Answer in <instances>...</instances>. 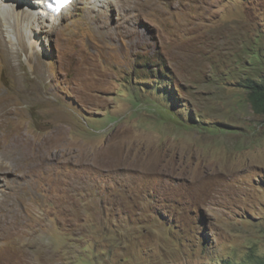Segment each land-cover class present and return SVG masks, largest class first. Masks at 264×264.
Here are the masks:
<instances>
[{
  "label": "rangeland",
  "instance_id": "rangeland-1",
  "mask_svg": "<svg viewBox=\"0 0 264 264\" xmlns=\"http://www.w3.org/2000/svg\"><path fill=\"white\" fill-rule=\"evenodd\" d=\"M43 14L0 23V264H264V0Z\"/></svg>",
  "mask_w": 264,
  "mask_h": 264
},
{
  "label": "bare ground",
  "instance_id": "bare-ground-1",
  "mask_svg": "<svg viewBox=\"0 0 264 264\" xmlns=\"http://www.w3.org/2000/svg\"><path fill=\"white\" fill-rule=\"evenodd\" d=\"M75 1V0H74ZM74 1L73 2H71V4L68 6V7H66V8H64V10H66L67 8H70V7H72L73 5H74ZM27 2V3H26ZM22 3H24V6H26V8L27 7H29L30 8V10H31V12H29L26 8H23L22 10H20V8H18L20 5L22 6ZM43 5H44V3H43V1L42 0H0V17H2V20L4 19V21H2L1 19H0V23H1V26L4 28V26H12L11 28H13L14 29V31L17 33V36H18V39L19 40H21V38H23V34H22V31H21V29H19V27H21V21L24 19V18H28V17H31V19H32V17L34 16L35 18H41V20H42V18L44 19V17L46 16H43L44 14H43V12L45 13V11H44V8H43ZM63 12V11H62ZM62 12L60 13V14H62ZM32 13H33V16H32ZM35 14V15H34ZM37 14V15H36ZM47 15H51V16H53L52 14H50V13H47ZM57 17H55V18H51V19H53V20H55ZM59 18V17H58ZM26 20V19H25ZM34 20V19H33ZM46 21V20H45ZM56 21H57V19H56ZM24 25V24H23ZM29 27V26H28ZM21 46H22V44H20ZM22 48H23V46H22ZM20 52V50L18 49V50H14V52H13V55H18V53ZM2 59V58H1ZM1 96V95H0ZM1 109V108H0ZM3 111V110H2ZM7 111V110H6ZM4 113V112H3ZM2 113V114H3ZM1 114V113H0ZM9 115V114H8ZM4 116H6V115H4ZM15 116V115H14ZM12 120V119H11ZM1 121H2V119H1ZM7 123V122H6ZM9 124V123H8ZM6 125V124H5ZM8 132V131H7ZM10 134L11 133H9L8 134V136H10ZM4 136H5V134H4ZM7 136V135H6ZM2 137V136H1ZM57 139V138H56ZM4 140V139H3ZM6 140H8V139H6ZM1 142V141H0ZM7 142V141H6ZM5 142V143H6ZM25 142V141H24ZM57 142V141H56ZM5 143H4V145H5ZM17 143H18V141H17ZM7 147V146H6ZM8 148H9V146H8ZM12 148H13V146H12ZM19 148H20V146H19ZM23 149V148H22ZM12 151V150H11ZM33 151V150H32ZM7 152V151H6ZM14 152H15V150H14ZM13 152V153H14ZM26 152V151H25ZM12 153V152H11ZM5 154V153H4ZM3 154V155H4ZM23 154V153H22ZM21 154V155H22ZM25 154H23V156H24ZM27 155V154H26ZM8 156V155H7ZM16 156V155H15ZM11 157H12V154H11ZM6 158V157H5ZM26 158H28L27 156H26ZM30 158V157H29ZM32 158H34V155H33V157ZM16 159V158H15ZM23 159V158H22ZM9 160H11V158L9 159ZM19 160V159H18ZM21 160V159H20ZM25 160V159H24ZM2 161V160H1ZM14 161H16V160H14ZM27 161V160H26ZM3 162H4V160H3ZM18 161H16V163H17ZM20 162H22V161H20ZM8 163V162H7ZM7 163H5V164H7ZM19 163V162H18ZM26 163V162H25ZM4 164V163H3ZM12 164H15V163H12ZM10 166V165H9ZM11 166H13V165H11ZM20 165H18V167H19ZM25 166V165H24ZM32 166V165H31ZM13 168H15V167H13ZM16 169V168H15ZM31 171H32V169H31ZM30 171V172H31ZM29 172V173H30ZM0 173L1 174H8V173H11V171H9V170H7V169H3V170H1L0 169ZM13 173H16V175L17 174H19V175H21L23 178H26V176L28 175V173L27 172H22V171H15V172H13ZM32 174H34V173H32ZM30 176V175H29ZM19 178V177H18ZM28 180H29V178H27ZM32 180V179H31ZM23 181V180H22ZM29 182V181H28ZM35 182V181H34ZM30 183V182H29ZM31 186V185H30ZM4 191V190H3ZM20 193V192H19ZM14 203V202H13ZM4 203L2 202V205H3ZM13 205V204H12ZM2 208V207H1ZM7 208V207H6ZM16 208V207H15ZM1 210V209H0ZM6 210V209H5ZM14 210V209H13ZM16 210V209H15ZM1 212V211H0ZM11 212V211H10ZM13 213V212H12ZM17 213V212H16ZM15 213V214H16ZM9 214V213H8ZM14 214V215H15ZM19 214V213H18ZM2 215H3V213H2ZM1 217V216H0ZM16 217V216H15ZM19 217V216H18ZM1 218H0V237H1V229L3 230V233L5 234L6 232H5V230H4V226L1 224ZM21 220H22V218H21ZM6 225V224H5Z\"/></svg>",
  "mask_w": 264,
  "mask_h": 264
},
{
  "label": "trees",
  "instance_id": "trees-1",
  "mask_svg": "<svg viewBox=\"0 0 264 264\" xmlns=\"http://www.w3.org/2000/svg\"><path fill=\"white\" fill-rule=\"evenodd\" d=\"M159 69L162 70V68ZM161 72H159V75L161 74L162 81H164L166 85L169 86V88H171V86L173 87L172 84L168 83L169 81H171L169 79L171 72ZM157 80H161L160 77H157ZM244 84V86L249 89V98L254 107V110L264 115V74L259 79L248 78L246 79Z\"/></svg>",
  "mask_w": 264,
  "mask_h": 264
},
{
  "label": "clouds",
  "instance_id": "clouds-1",
  "mask_svg": "<svg viewBox=\"0 0 264 264\" xmlns=\"http://www.w3.org/2000/svg\"><path fill=\"white\" fill-rule=\"evenodd\" d=\"M42 1L44 3L43 5L44 11L56 17L59 16L60 13L64 11V8L68 7L71 4V2H73L74 0H69L68 3L62 5L57 4L56 0H42Z\"/></svg>",
  "mask_w": 264,
  "mask_h": 264
},
{
  "label": "snow or ice",
  "instance_id": "snow-or-ice-1",
  "mask_svg": "<svg viewBox=\"0 0 264 264\" xmlns=\"http://www.w3.org/2000/svg\"><path fill=\"white\" fill-rule=\"evenodd\" d=\"M69 2V0H56V3L57 4H66V3H68Z\"/></svg>",
  "mask_w": 264,
  "mask_h": 264
}]
</instances>
